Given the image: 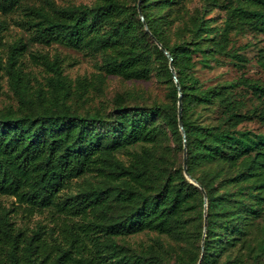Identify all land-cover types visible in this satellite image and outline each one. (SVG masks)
Masks as SVG:
<instances>
[{"label":"trees","instance_id":"16d2710c","mask_svg":"<svg viewBox=\"0 0 264 264\" xmlns=\"http://www.w3.org/2000/svg\"><path fill=\"white\" fill-rule=\"evenodd\" d=\"M0 1L2 9L20 2ZM187 1L136 0L127 8L118 0L69 6L47 0V8L26 6L32 40L100 51L105 74L145 78L155 70L168 83V100L124 105L117 95L106 112L77 113L65 103L69 81L62 59L32 53L51 71L49 102L39 107L19 86L25 43L9 44L0 69L27 111L0 112V195L14 198L10 211L30 216L46 209L53 222L26 233L3 211L0 264H217L224 254V264H239L244 255L252 264L264 260V133L238 127L254 116L264 122V82L238 75L204 83L194 72L197 61L213 67L225 59L233 65L246 60L230 32L247 24L264 33V0H237L221 25L206 16L219 0H202L192 12ZM155 39L172 58L186 169L203 188L205 206L201 188L182 171L178 90ZM244 87L262 98L260 105L246 106ZM135 144L139 148L130 150ZM119 150H126L127 160L116 156ZM85 173L99 180L64 191ZM144 229L165 234L178 249L158 240L134 249L115 240Z\"/></svg>","mask_w":264,"mask_h":264},{"label":"rangeland","instance_id":"374dc122","mask_svg":"<svg viewBox=\"0 0 264 264\" xmlns=\"http://www.w3.org/2000/svg\"><path fill=\"white\" fill-rule=\"evenodd\" d=\"M48 1H52L57 6L93 5L96 2H101V0ZM118 1L124 3L127 8L136 3V0ZM219 2L220 5L214 6L206 15L212 18L209 22L211 25H221L227 12L237 3V0H219ZM201 4L202 0H188L185 6L189 12H192L194 8L199 7ZM28 5H40L47 8V0H20L18 4L11 7L0 8V60L2 64H5L9 44L17 40L25 43V49L20 57L21 64L19 65L24 73L19 84L21 91L23 90V97L34 99L35 104L39 107L41 106L40 102L44 101V104L49 102L50 89L47 78L50 76L51 71L46 70V66L40 63L39 59L34 60L31 57L32 53H40L45 54L48 59H52L54 55L62 59V73L69 81V93L65 98V103L77 113L84 114L96 110L106 112L112 107L117 95L122 97L124 105L149 106L168 100L166 95L168 83L164 77L157 75L155 70H152L149 76L145 78H124L116 74H105L100 68V51L80 50L58 42L44 44L32 40L30 37L31 31L26 28L24 22L25 8ZM230 36L236 46H243L241 51L246 60L242 64L233 65L225 59L224 63L213 67L204 66L200 61H197L194 66L195 74L204 83L229 79L238 75L259 83L264 82V65L261 63V60H264V33L253 30L247 24H244L239 29L231 30ZM194 58H199V55H194ZM39 92L41 93L40 98L37 99ZM242 95L247 107L260 105L262 98L251 93L248 88H242ZM8 109L16 114L27 111L26 104L20 99L17 91L13 89L7 73L4 69H0V112ZM238 127L264 133V122L256 116L244 120ZM138 148L137 144L129 147L130 150ZM116 156L122 160L128 159L126 150L117 151ZM98 180L99 177L95 174L85 173L71 179L64 191L75 193ZM13 201L14 198L10 195H0V214L7 211L8 218L16 228L30 233L38 224H41L44 228H49L52 224L51 214L46 209L41 213H34L30 216H25L21 211H10ZM56 233L55 229L51 236L55 238ZM51 236L48 235L49 240H53ZM115 240L125 242L134 249H145L149 243H154L156 240L162 242L165 247L171 243L178 249L177 243L165 234L158 233L155 230L144 229L135 233L122 234L116 236ZM236 252L233 251L229 257L232 258ZM172 256L168 257L170 261L173 260ZM227 257L224 254L217 264H224ZM242 258L243 260L239 264H252L245 255ZM255 264H264V260H259Z\"/></svg>","mask_w":264,"mask_h":264},{"label":"water","instance_id":"95a60500","mask_svg":"<svg viewBox=\"0 0 264 264\" xmlns=\"http://www.w3.org/2000/svg\"><path fill=\"white\" fill-rule=\"evenodd\" d=\"M138 14H139V17L140 19L143 21V16H142V13L141 11L138 9ZM145 29L146 28V25H145ZM155 43L158 45V47L160 48V50L167 56L168 58V65H169V69H170V72H171V76H172V79L175 83V86L178 90V100H177V122H178V127L181 131V134H182V140H183V154H182V171H183V174L185 175V177L193 184H195L196 186H198L199 188H201V191H202V194H203V199H204V206H205V200H206V195H205V192L203 190V188L200 186L199 183H197V181L190 176V174L188 173L187 169H186V163H185V132H184V129L182 127V119H181V103H180V88H179V84H178V80H177V77H176V73H175V70H174V67H173V64H172V58L170 56V54L168 53V51L164 48V46L158 41L155 39Z\"/></svg>","mask_w":264,"mask_h":264}]
</instances>
